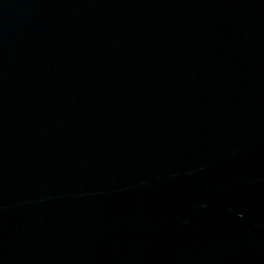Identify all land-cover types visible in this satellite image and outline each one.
Masks as SVG:
<instances>
[{
  "label": "water",
  "instance_id": "water-1",
  "mask_svg": "<svg viewBox=\"0 0 264 264\" xmlns=\"http://www.w3.org/2000/svg\"><path fill=\"white\" fill-rule=\"evenodd\" d=\"M0 264H264V0H0Z\"/></svg>",
  "mask_w": 264,
  "mask_h": 264
}]
</instances>
